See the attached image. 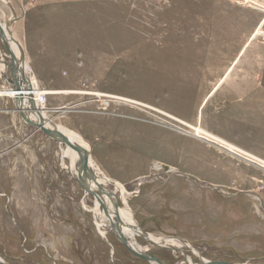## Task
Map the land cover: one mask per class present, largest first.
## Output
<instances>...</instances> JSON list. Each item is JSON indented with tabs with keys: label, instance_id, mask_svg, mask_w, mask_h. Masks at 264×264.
Segmentation results:
<instances>
[{
	"label": "rangeland",
	"instance_id": "obj_1",
	"mask_svg": "<svg viewBox=\"0 0 264 264\" xmlns=\"http://www.w3.org/2000/svg\"><path fill=\"white\" fill-rule=\"evenodd\" d=\"M0 24L31 68L26 94L88 142L118 208L190 247L139 235L140 250L161 264H264V0H0ZM3 75L0 259L152 264L97 225L101 206L67 169L79 155L69 148L63 167L65 145L19 118ZM222 88L213 107L234 144L200 124L205 94Z\"/></svg>",
	"mask_w": 264,
	"mask_h": 264
},
{
	"label": "water",
	"instance_id": "obj_2",
	"mask_svg": "<svg viewBox=\"0 0 264 264\" xmlns=\"http://www.w3.org/2000/svg\"><path fill=\"white\" fill-rule=\"evenodd\" d=\"M1 27L2 26L0 24V41H4V40L6 41L7 39L10 38V41L16 42L17 45L20 44L13 37H9V38L5 37L4 33H2L3 29ZM7 49L10 55V63H8L7 66L10 68V77H11L7 79V83L11 86L12 90L15 93L16 92L20 93L22 90H30L31 84L29 83V81L26 78V75H24L22 71L23 70L22 65L24 63L22 52L19 58L16 59L15 57L12 56V52L8 47ZM3 76L5 77V75ZM12 101L15 106L14 110H18L20 118L23 120L24 123L40 129L43 133H45L46 136L52 138L53 140L59 141L63 144H67L72 150H74L79 155L78 156L79 167L77 171L78 175L75 177L76 183L83 189L84 192L91 195L96 201L99 202V206H101L102 210L105 213H107V206L106 203H104L101 199H103L104 201L106 199L111 201L112 207L114 211H116V213L113 215L115 220L111 219V223L109 224V227L106 229L107 232L112 234L129 251V253H131L135 257L145 259L146 261L152 264H161L156 257L142 250L140 252L137 251L132 246H130V244L126 239H124L121 231L122 223L117 213L119 197L112 189H108L105 186H102L99 183H97V178H98L97 174L93 169H90V167L88 166L89 152L85 150L83 147H81L79 144L70 141L67 137H65L62 133H60L58 129H56L54 124H52V126L49 127L48 125L46 126L41 119H37L38 121L30 120L29 117L27 116L26 111L29 109V105H31V108H34L33 106L35 105L32 99L29 98V96H27L26 98H22L21 95L19 96L18 94H16L13 96ZM138 234L144 239L148 238V233L144 230L140 229ZM0 263L5 264L1 260ZM208 264H236V263H229L224 261H211Z\"/></svg>",
	"mask_w": 264,
	"mask_h": 264
},
{
	"label": "bare ground",
	"instance_id": "obj_3",
	"mask_svg": "<svg viewBox=\"0 0 264 264\" xmlns=\"http://www.w3.org/2000/svg\"><path fill=\"white\" fill-rule=\"evenodd\" d=\"M14 20V19H13ZM11 23V21L9 22ZM2 29H3V32L5 37H13L12 35V32L10 31L9 29V26L8 25H1ZM14 38V37H13ZM8 43H9V48H10V51L12 52V56L15 57L16 59L19 58V53L15 52V49H14V46L16 47L17 49V43L16 42H12L10 41V38L7 39ZM14 41V40H13ZM0 61L3 62V63H0V70L2 72H4L5 74V79H6V85L8 86L9 84L7 83V74H6V70L8 69V66L5 61H3L2 58H0ZM22 68H23V73L24 72H27V71H30L31 72V68H28L26 65L24 66V63L22 65ZM9 88V87H8ZM32 88V87H31ZM10 94L13 98L14 95L18 94L19 96L21 95L22 98H26L28 95L26 94V91L28 90H22L20 93L19 92H14L10 86ZM40 102V101H39ZM42 102V101H41ZM36 104L38 105V107L35 105L33 106L34 108H31V105H29V111H31V113L33 114V117L35 118L36 121H38L37 119H41L42 122L45 123V125L47 126H52V122L47 118L46 114H45V111L42 110L41 106H39V104L36 102ZM41 104V103H40ZM23 105V104H22ZM26 105V104H25ZM42 105V104H41ZM56 129H58V131L60 133H62L65 137H67L70 141L74 142V143H77L79 144L81 147H83L85 150H87L89 152L90 150V146H88V142H86L85 140H83V138L72 132L70 129L62 126V125H55ZM60 144H63L61 142H59ZM65 145V148L62 150L61 152V158H62V165L64 167V155L66 154V152L69 150V146L67 144H63ZM90 156V154H89ZM91 157V156H90ZM91 164V161L90 159L88 158V164ZM92 165V164H91ZM94 165V164H93ZM78 167L79 166H73V167H67L68 171L74 175V177H76L78 175L77 171H78ZM66 168V167H65ZM110 179L107 178L106 176H98L97 178V183H99L100 185H104L106 182H108ZM112 182V181H110ZM115 186L117 189L120 188V191L121 193H125V189L122 188L121 186L119 187V185L115 182ZM122 194V195H123ZM104 203H106V206H107V213H105L102 208H97L96 210H94L95 212L94 213V216H95V219H97V225L99 227H103L104 229H107L109 227V224L111 223V219L108 218L109 215L113 214V213H116V211H114L113 207H112V204H111V201H109L108 199H106L105 201L103 199H101ZM124 200V199H123ZM96 204H97V207H99V202L98 201H95ZM99 209V210H98ZM118 216L120 217V221L122 223V226H121V231H122V234H123V237L124 239H126L128 241V243L130 244V246H132L134 249H136L137 251H141L140 250V247L138 246L137 242L135 241V237L136 236H139L138 232L139 230L141 229L138 225H136L132 219H131V214L128 210V208L125 206V207H122V208H118ZM111 217V216H110ZM115 220V219H114ZM142 230V229H141ZM102 234H104L105 236V233L103 232ZM147 240H155L157 242H163L166 245H169V244H176V245H169V246H173V248H177V249H181L182 247H189L188 245H185L182 241H174V240H170V239H167V238H164V237H156L150 233H148V238ZM180 244V245H179ZM167 247V246H166ZM190 248V247H189ZM193 253H196L193 249L191 250ZM1 260V259H0ZM2 261V260H1ZM211 261H206V260H203L202 262H200L199 264H204V263H209ZM237 264V263H236Z\"/></svg>",
	"mask_w": 264,
	"mask_h": 264
},
{
	"label": "crops",
	"instance_id": "obj_4",
	"mask_svg": "<svg viewBox=\"0 0 264 264\" xmlns=\"http://www.w3.org/2000/svg\"><path fill=\"white\" fill-rule=\"evenodd\" d=\"M241 89H243L245 91L244 88H241ZM253 89H257V88H253V87L248 88V90H253ZM209 92H210L209 93V97H208V94L207 95L205 94V96H204V98L205 99L207 98V99L205 100V105H204L203 110L200 112V115H201L200 124H202V126L204 127V130L207 133H209L211 135L213 134V135L221 138L225 142L234 144L233 142L229 141L230 137H228V136H230L229 131H228V130H230V125L225 123V122H230V120L228 119V116H226L224 118V120H225V122H224V120H222L223 117H221V118L217 117V115H218L217 107L216 108L213 107V105L215 103H217V101L221 103L222 98L225 95L229 94V93H228L227 90H225V88H222L220 90L219 89H215L214 91L212 89ZM222 103H224V102H222ZM204 110H206V111H204ZM208 111H211V112L209 113ZM203 112L204 113L208 112V115L205 117L206 113L204 114ZM202 113L204 114V117H202L203 116ZM19 118H20V116H19ZM216 118H220L221 119V123L215 122ZM41 184H42V186L44 188L47 187V183L46 182L45 183L40 182V184H39V186H40L39 188L40 189H41Z\"/></svg>",
	"mask_w": 264,
	"mask_h": 264
}]
</instances>
